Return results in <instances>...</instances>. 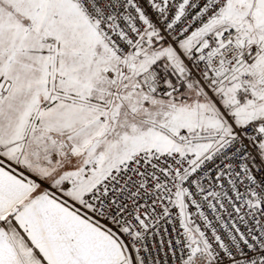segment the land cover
Instances as JSON below:
<instances>
[{"label": "snow or ice", "instance_id": "snow-or-ice-1", "mask_svg": "<svg viewBox=\"0 0 264 264\" xmlns=\"http://www.w3.org/2000/svg\"><path fill=\"white\" fill-rule=\"evenodd\" d=\"M0 264H264V0H0Z\"/></svg>", "mask_w": 264, "mask_h": 264}]
</instances>
